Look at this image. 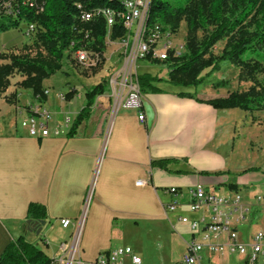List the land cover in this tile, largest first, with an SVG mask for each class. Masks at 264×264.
<instances>
[{
    "label": "crops",
    "instance_id": "obj_1",
    "mask_svg": "<svg viewBox=\"0 0 264 264\" xmlns=\"http://www.w3.org/2000/svg\"><path fill=\"white\" fill-rule=\"evenodd\" d=\"M160 78L163 81L154 86L161 92L143 94V122L135 109L122 108L112 116V101L106 93L97 97L90 118L73 136L69 133L84 107L85 95L80 109L69 112L74 115L72 120L66 108L80 93L75 98L67 96L71 100L65 102L56 95L47 97L53 114L51 130L60 127L62 133L44 139L29 137L18 123L17 119L22 118L20 112L31 104L23 102L24 94L15 91L12 103L7 101L8 95L0 97V257L20 237L40 248L37 240L42 234L45 253L50 258L57 256L61 244L68 243L76 230L74 226L64 229L60 222L79 221L93 181L80 238L79 257L83 264H96L99 255L126 247L132 248L143 264L140 254L147 243L164 240L159 229L162 224L170 238L183 244L182 256L174 262L179 264L186 254L185 241L190 237L178 229H186L189 236L190 230L178 218L196 216L183 207L168 214L167 219L166 207L173 201L167 192L171 187L185 191L202 185L226 198L240 194L249 209L256 212V219L264 224V206L255 202L256 188L264 186V172L232 167L224 152V148L229 150L231 140L221 128L231 126L232 110L214 109L206 102L220 96L202 98L198 96L199 89L191 93L193 98L181 97L182 92L167 83L168 75ZM159 160L174 162L163 169L153 165ZM139 181L143 184L138 185ZM30 204L47 210L39 235L28 231ZM247 216L236 225L243 243L251 242L256 234L243 232V227L251 222ZM163 247L162 254L167 259ZM204 260H213L214 264H248L245 256L208 252L202 256V264ZM123 264L133 263L126 258Z\"/></svg>",
    "mask_w": 264,
    "mask_h": 264
},
{
    "label": "trees",
    "instance_id": "obj_2",
    "mask_svg": "<svg viewBox=\"0 0 264 264\" xmlns=\"http://www.w3.org/2000/svg\"><path fill=\"white\" fill-rule=\"evenodd\" d=\"M92 6L116 7L118 1L90 0ZM78 11L73 0H47L44 13L29 20L37 23V33L31 39L41 49L36 55H12L11 62L0 66V97L9 85V77L15 71L22 73L25 80L22 87L32 93L34 100L46 102L47 96L43 83L61 71L63 66L76 70L82 77H95L106 72L107 75L97 85L85 93V104L77 115L69 133L73 136L78 127L92 114V107L97 97L108 92L107 79L112 67L111 62L103 58L99 66L85 69L73 58L70 50L73 41L81 39V29H91L96 40L94 47L104 52L103 41L107 29L101 19L94 23L83 24L78 18ZM185 22L187 32L182 37L184 50L179 56L169 53L166 61L148 57L151 64H164L168 67L170 85L181 88H199L211 74L218 72L223 65H230L240 71L242 81H251L254 85L247 91L232 92L226 97L216 98L206 103L217 110L241 109L247 113L264 111V0H152L148 27L159 25L163 31L174 37L180 34L181 24ZM19 28L0 21V32L10 28ZM125 35L122 26L116 27L113 39ZM225 42L219 55L214 54L217 44ZM6 59V58H2ZM67 75L68 72H65ZM263 78L258 80L257 77ZM143 94L161 92L154 86L163 80L150 74L139 75ZM216 88L224 87L217 84ZM75 91H71V97ZM22 94V93H21ZM181 97L193 98L191 93L182 92ZM172 160L154 161L153 165L167 169ZM47 210L44 206L30 204L28 221L44 222ZM50 258L34 243L20 237L12 241L0 257V264H51Z\"/></svg>",
    "mask_w": 264,
    "mask_h": 264
},
{
    "label": "built area",
    "instance_id": "obj_3",
    "mask_svg": "<svg viewBox=\"0 0 264 264\" xmlns=\"http://www.w3.org/2000/svg\"><path fill=\"white\" fill-rule=\"evenodd\" d=\"M150 0H126V7H97L92 6L90 0H73L79 13L78 18L83 24L94 23L101 19L107 29L104 38V52L94 47L96 40L91 29H81V39L70 44V50L78 55V63L86 69L99 66L103 58L111 62L110 57L117 55L112 63V69L107 79L108 95L112 103V116L120 109H135L139 113V121L143 122L145 116L141 113L143 107V93L141 90L138 62L146 61L148 57L159 61H166L169 53L179 56L184 50V44H174V36L163 31L159 25L144 27V9ZM47 0H0V21L15 24L19 22L25 28L24 35L30 40L37 33V23L28 19L40 16L45 11ZM122 9H130L127 21H120ZM118 25H126L124 42H114L113 33ZM110 51V55H109ZM66 93H57L56 96L63 102L67 100ZM49 91H45L47 97ZM22 129L27 131L29 137L44 139L52 134L58 136L62 133L60 127L52 132L51 123L53 114L46 102L35 99L34 103L25 107L21 113ZM69 124V119L66 126ZM143 182L139 181L138 185ZM94 181L86 197L83 211L77 223L68 219L61 220V226L67 229L76 228L68 243L60 246L59 253L53 258L51 264H83L79 257L81 232L86 214L92 198ZM173 201L166 207L165 215L177 212L186 207L195 215V218L180 215L178 221L190 230V238L185 241L186 254L179 264H202V256L208 252L212 255L245 256L248 264L264 263V232L259 231L251 242L243 243L239 240L236 225L245 221L249 214V207L243 202L240 194L229 198L219 197L202 185L182 190L177 187L167 189ZM257 202L264 204V196L256 197ZM126 258L133 264H141V258L134 254L130 247L118 248L99 255L96 264H123Z\"/></svg>",
    "mask_w": 264,
    "mask_h": 264
},
{
    "label": "rangeland",
    "instance_id": "obj_4",
    "mask_svg": "<svg viewBox=\"0 0 264 264\" xmlns=\"http://www.w3.org/2000/svg\"><path fill=\"white\" fill-rule=\"evenodd\" d=\"M25 28L23 26L16 28H10L5 32H0V66L6 65L11 62L8 58L12 55H36L40 51L38 45H34L28 37L24 35ZM187 32L186 23L183 22L180 27V34L177 37L173 38L174 44L181 43L182 37H184ZM225 46V42H221L216 45L214 48V54L219 55ZM110 55V51H109ZM6 58V59H2ZM111 62H114L117 59V55L110 57ZM64 69L57 72L54 76L44 81V89L49 91L51 94L48 98H51L57 93H63L67 91H75L72 95L75 98L79 93L80 97H76L75 100L66 108L68 112V117L72 120L74 115L69 112H75V110L80 109L83 103V97L85 93L90 90L93 86L99 84L107 73L103 72L98 74L95 77H82L77 75L76 70L68 67L67 65L63 66ZM65 72H68L67 75ZM138 72L140 75L151 74L157 78L164 77L168 75L169 69L164 64H151L148 61H139L138 62ZM240 71L230 65H223L218 72L211 74V76L206 79L205 83L199 88H181L176 87L180 92H190L194 93L199 89L198 96L202 98H211L215 96H228L232 92H243L247 91L254 84L251 81H242L239 78ZM263 78L262 75L257 77L258 80ZM25 80V77L22 73L15 71V74L9 77V85L2 96L8 97L7 101L12 103L16 99L15 91H19L24 94L22 97L23 102L25 103H34V98L29 90H26L22 87V82ZM224 84V87L216 88L217 84ZM14 91V92H13ZM108 93V92H107ZM1 96V97H2ZM68 96V95H67ZM72 97V96H71ZM70 97V98H71ZM72 97V98H73ZM67 98V100H71ZM112 109V108H110ZM231 112V126L221 128V132L228 134L230 145L228 148H224V152L227 154L231 166L238 168L240 170L248 169H260V174L264 172V111L247 113L241 109H229ZM18 123H21V118L17 119ZM224 125L227 123L223 122ZM224 133V134H225ZM253 173H258L255 171ZM258 191L255 193V196H264V186L257 187ZM243 193V192H242ZM241 193V194H242ZM257 194V195H256ZM257 202V200H255ZM257 206H264L261 202L256 203ZM256 209V208H253ZM257 210V209H256ZM256 212H252V208L249 211L248 218H250V223L246 227H243V232L246 235L257 233L258 231L264 232V224L260 223L256 218ZM160 233L164 236L163 242L153 243V241L147 243L146 249L142 251L140 256L142 257L143 264H174L175 260H179L184 250L182 242L179 240H173L170 238V232L164 228V224L160 226ZM185 237H190L186 229H178ZM242 231V228H240ZM43 234L38 237L37 243L41 250L46 252L41 238ZM140 240V239H134ZM173 242H175L173 244ZM170 243L172 246H170ZM135 244V241H134ZM167 251V259H164L165 256L162 254L164 247ZM170 247L172 250L170 252ZM161 257V259H160ZM235 258H232L234 261ZM203 264H214L213 260L205 261Z\"/></svg>",
    "mask_w": 264,
    "mask_h": 264
},
{
    "label": "bare ground",
    "instance_id": "obj_5",
    "mask_svg": "<svg viewBox=\"0 0 264 264\" xmlns=\"http://www.w3.org/2000/svg\"><path fill=\"white\" fill-rule=\"evenodd\" d=\"M110 1H118L120 4L116 7H126V0H110ZM152 0L148 1L146 5V9H144V27H148V19H149V11L151 6ZM128 17H130V9H122V12H120V21H127ZM119 26V25H118ZM125 30L126 35V25H120ZM114 42H124V36L119 37L117 39H113ZM73 58L76 61L78 65L83 67L81 64L78 63V55L73 53ZM86 69V67H84Z\"/></svg>",
    "mask_w": 264,
    "mask_h": 264
},
{
    "label": "water",
    "instance_id": "obj_6",
    "mask_svg": "<svg viewBox=\"0 0 264 264\" xmlns=\"http://www.w3.org/2000/svg\"><path fill=\"white\" fill-rule=\"evenodd\" d=\"M44 222H40V223H32L31 220L27 221V225L29 226L28 231L29 232H34L37 235H39L42 231V226H43Z\"/></svg>",
    "mask_w": 264,
    "mask_h": 264
}]
</instances>
